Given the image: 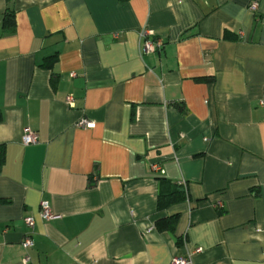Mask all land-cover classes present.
Segmentation results:
<instances>
[{
  "label": "crops",
  "instance_id": "0c3cea01",
  "mask_svg": "<svg viewBox=\"0 0 264 264\" xmlns=\"http://www.w3.org/2000/svg\"><path fill=\"white\" fill-rule=\"evenodd\" d=\"M0 147V264H264V0H0Z\"/></svg>",
  "mask_w": 264,
  "mask_h": 264
},
{
  "label": "built area",
  "instance_id": "2783aa9c",
  "mask_svg": "<svg viewBox=\"0 0 264 264\" xmlns=\"http://www.w3.org/2000/svg\"><path fill=\"white\" fill-rule=\"evenodd\" d=\"M248 8L251 11H255L257 9V2L251 1L248 5ZM140 35H141V50L143 53H152V52H155L161 49L162 42L159 39L154 38L153 32L151 30L144 29L141 31ZM73 74L74 73H72L71 75ZM67 100L69 104H72L71 97H68ZM91 125H92V121L86 118L80 119L76 124L77 127H81V128H87V127H90ZM37 141H38V136L34 131L30 129H26L24 131L22 135L23 144L25 145L34 144V143H37ZM151 169L153 171H161L157 163H151ZM39 214L41 218L45 220H50V219H54L57 217L55 214L52 213L50 207L45 201L40 202ZM24 222L30 228H32L34 225V220L32 217H25ZM22 245L24 248H29L32 246V241L29 235L25 236L22 242ZM199 251H201L200 247H197L193 250L194 253L199 252ZM24 261H27V257L24 258ZM189 263H190V256H185V257L184 256H173L171 257V261H170V264H189Z\"/></svg>",
  "mask_w": 264,
  "mask_h": 264
},
{
  "label": "trees",
  "instance_id": "16d2710c",
  "mask_svg": "<svg viewBox=\"0 0 264 264\" xmlns=\"http://www.w3.org/2000/svg\"><path fill=\"white\" fill-rule=\"evenodd\" d=\"M12 22H13L12 12L6 13L5 23L11 26ZM225 35H228V34H225ZM55 57L56 56H51V57L45 58V60L46 59L54 60ZM46 63L44 62L43 64L45 67H46ZM205 79L207 78H203L202 80H205ZM2 154H3V150L0 147V164L2 162ZM185 198H186V192L182 184L172 182L163 177L158 178V194H157V204H156L157 209L160 210V209L166 208L172 203L179 202L181 200H184ZM177 219H178V214H174L172 216H168L166 218L160 219L156 222L157 228L160 230L165 229V230H169L173 232ZM180 242H181V238L177 237V244H179Z\"/></svg>",
  "mask_w": 264,
  "mask_h": 264
}]
</instances>
